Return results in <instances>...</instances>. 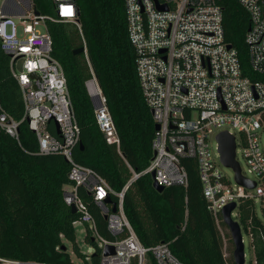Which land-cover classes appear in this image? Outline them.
Returning a JSON list of instances; mask_svg holds the SVG:
<instances>
[{
    "label": "built area",
    "instance_id": "2783aa9c",
    "mask_svg": "<svg viewBox=\"0 0 264 264\" xmlns=\"http://www.w3.org/2000/svg\"><path fill=\"white\" fill-rule=\"evenodd\" d=\"M238 1L251 19L245 37L251 69L264 75V0ZM53 2L55 15L36 14L34 0H4L0 6L2 48L10 56V69L20 85L25 105L23 117L17 120L0 104V131L18 139L19 126L25 121L37 136L40 154H61L70 162L72 183L65 186L64 201L76 207L75 229L83 225L84 240L89 235L97 243L98 264H185L167 242L143 245L128 219L125 194L140 174L134 173L123 189L116 191L96 170L75 160L74 149L80 142L81 129L65 70L53 56V39L46 24L64 21L80 28L78 8L75 0ZM124 3L142 94L160 125L153 140L156 153L145 172L154 171L155 180L165 187H187L189 174L183 159L196 160L203 194L227 256L223 217L220 219L222 209L232 202L238 205L252 199L255 203L257 197H264V147L260 134L264 127V80H253L243 73L237 50L225 41L223 9L218 0H124ZM83 48L92 69L84 38ZM86 86L99 129L108 143L119 147L120 138L107 98L93 69ZM223 131L235 137L237 161L241 146L247 166L244 170L240 165L241 174L256 183L254 188L239 184L235 171L222 162L217 135ZM223 167L233 171L232 179ZM80 188L107 215L108 230L114 239L100 235ZM236 215L235 210L233 217ZM249 238L251 241L252 235ZM107 245H113L115 252L105 256ZM85 254L87 261L94 264L92 257ZM0 264L39 263L0 256Z\"/></svg>",
    "mask_w": 264,
    "mask_h": 264
},
{
    "label": "trees",
    "instance_id": "16d2710c",
    "mask_svg": "<svg viewBox=\"0 0 264 264\" xmlns=\"http://www.w3.org/2000/svg\"><path fill=\"white\" fill-rule=\"evenodd\" d=\"M223 9L225 41L235 48L243 73L253 80L264 75L252 71L245 41L250 15L238 0H218ZM43 15H55L53 0H34ZM80 28L72 22L47 21L53 39V56L63 65L74 112L79 123L80 142L74 157L80 164L101 174L120 191L133 177L140 176L128 188L124 209L138 238L145 246L169 243L170 249L185 264H235L233 240L223 220L228 244L227 256L215 218L208 209L197 170L196 160L183 159L189 174L187 187L174 185L157 191L151 174L145 172L153 156L156 122L140 87L136 52L129 38L124 0H75ZM88 47L90 64L107 98L120 138L119 147L107 142L95 118V106L86 82L92 69L84 53ZM0 104L14 119L25 111L22 92L10 69V56L0 39ZM79 142V143H80ZM71 164L61 154L39 153L38 139L27 122L19 126V138L0 131V256L39 264H79L67 242L86 264L87 255L80 249L73 225L78 214L64 201L65 186ZM89 204L98 232L114 239L107 220L91 197L80 188ZM235 219L248 236L255 254V264H264V226L252 199L239 202ZM222 218L220 214V219ZM95 247L92 262L98 264L100 249L89 235L85 238ZM247 264H253L252 262Z\"/></svg>",
    "mask_w": 264,
    "mask_h": 264
},
{
    "label": "water",
    "instance_id": "95a60500",
    "mask_svg": "<svg viewBox=\"0 0 264 264\" xmlns=\"http://www.w3.org/2000/svg\"><path fill=\"white\" fill-rule=\"evenodd\" d=\"M36 14H39V11L36 10ZM250 29V27H249ZM84 50L83 46L78 47L75 49L74 53H82ZM57 126V132L59 133V125L56 123ZM156 129H160V125L156 124ZM217 139L219 142V151L221 153V160L227 167H231L235 171V179L236 181L246 186L247 188H254L256 186V183L246 177H244L241 174V167L239 162L236 160V142L234 135L229 134L227 131H223L217 135ZM79 145L82 147L83 144L80 142ZM156 153V152H154ZM152 177V184L153 187L157 190L162 192L166 187L163 185H160L155 180V172H151ZM237 208V203L232 202L225 206L222 209V217L223 222L227 226L229 233L231 235V238L233 240L234 244V250H233V259L235 264H246V252H245V242L243 237V230L240 225V223L233 217V212ZM72 211L76 213V207L73 205L71 207ZM116 207L113 208V211H116ZM105 219H107V215L104 216ZM114 246L113 245H107L104 250V255L112 254L114 253Z\"/></svg>",
    "mask_w": 264,
    "mask_h": 264
},
{
    "label": "rangeland",
    "instance_id": "374dc122",
    "mask_svg": "<svg viewBox=\"0 0 264 264\" xmlns=\"http://www.w3.org/2000/svg\"><path fill=\"white\" fill-rule=\"evenodd\" d=\"M4 0H0V6L2 5ZM260 134H261V139H262V144H263V147H264V127L261 129L260 131ZM212 145H213V150L214 152H216L215 150V140L214 138H212ZM237 159L241 165V167L246 170V161L243 157V154H242V149H241V146H239V149H238V155H237ZM223 171L232 179L233 178V171L229 168H226V167H223ZM256 193L259 192V189L255 191ZM255 211H256V214L258 216V218L261 220L263 226H264V197H257L255 199ZM235 218V216H234ZM76 232H77V242H78V245L80 247V249L87 253L88 256L91 258L92 255L94 254L95 252V247L92 246L91 244H88L85 240H84V233H83V225H77L76 226ZM243 237H244V242H245V252H246V264L247 263H250L252 262L253 264H255V254H254V250H253V247L250 245V238L249 236L247 235V233L243 230ZM68 244V247H69V251L71 253V257L72 259L79 263V264H86L85 261L82 259V258H79L77 254L74 253L73 249H72V246L69 242H67ZM229 245V249H230V243L228 244ZM233 250H234V245L232 247V254H233ZM229 253L227 252V255ZM91 261H89L88 264H90Z\"/></svg>",
    "mask_w": 264,
    "mask_h": 264
},
{
    "label": "bare ground",
    "instance_id": "6f19581e",
    "mask_svg": "<svg viewBox=\"0 0 264 264\" xmlns=\"http://www.w3.org/2000/svg\"><path fill=\"white\" fill-rule=\"evenodd\" d=\"M40 13V12H39Z\"/></svg>",
    "mask_w": 264,
    "mask_h": 264
}]
</instances>
